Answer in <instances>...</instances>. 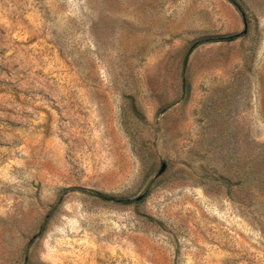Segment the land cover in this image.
<instances>
[{"label": "rangeland", "instance_id": "1", "mask_svg": "<svg viewBox=\"0 0 264 264\" xmlns=\"http://www.w3.org/2000/svg\"><path fill=\"white\" fill-rule=\"evenodd\" d=\"M0 264H264V0H0Z\"/></svg>", "mask_w": 264, "mask_h": 264}, {"label": "trees", "instance_id": "2", "mask_svg": "<svg viewBox=\"0 0 264 264\" xmlns=\"http://www.w3.org/2000/svg\"><path fill=\"white\" fill-rule=\"evenodd\" d=\"M237 37V35H233V36H229V37H225V38H221V40L223 41H232Z\"/></svg>", "mask_w": 264, "mask_h": 264}, {"label": "water", "instance_id": "3", "mask_svg": "<svg viewBox=\"0 0 264 264\" xmlns=\"http://www.w3.org/2000/svg\"><path fill=\"white\" fill-rule=\"evenodd\" d=\"M243 33H245V30L243 31ZM166 169V166L163 164L161 167H160V170H159V174H162Z\"/></svg>", "mask_w": 264, "mask_h": 264}]
</instances>
